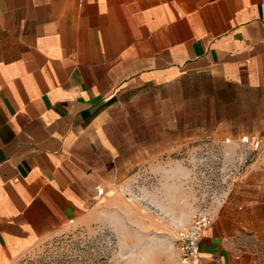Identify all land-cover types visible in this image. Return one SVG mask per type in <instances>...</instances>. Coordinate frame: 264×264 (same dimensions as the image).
<instances>
[{
    "label": "crops",
    "instance_id": "0c3cea01",
    "mask_svg": "<svg viewBox=\"0 0 264 264\" xmlns=\"http://www.w3.org/2000/svg\"><path fill=\"white\" fill-rule=\"evenodd\" d=\"M250 101L264 104V0H0V264L110 225L138 175L179 174L198 106ZM260 203L214 205L206 264H264Z\"/></svg>",
    "mask_w": 264,
    "mask_h": 264
},
{
    "label": "rangeland",
    "instance_id": "374dc122",
    "mask_svg": "<svg viewBox=\"0 0 264 264\" xmlns=\"http://www.w3.org/2000/svg\"><path fill=\"white\" fill-rule=\"evenodd\" d=\"M198 108L197 127L182 129L197 139L182 146L179 174L171 167L143 172L133 181L135 191L113 211L110 225L70 227L15 264H177L179 233L188 218L204 211L212 217L214 205L235 193L241 203L263 206L264 104L250 101L243 112L230 108L214 114ZM158 183L166 190L140 189Z\"/></svg>",
    "mask_w": 264,
    "mask_h": 264
},
{
    "label": "built area",
    "instance_id": "2783aa9c",
    "mask_svg": "<svg viewBox=\"0 0 264 264\" xmlns=\"http://www.w3.org/2000/svg\"><path fill=\"white\" fill-rule=\"evenodd\" d=\"M98 195H105L98 188ZM213 219L207 211L201 212L179 233L178 259L180 264H206L202 256L201 243L205 232L212 226Z\"/></svg>",
    "mask_w": 264,
    "mask_h": 264
}]
</instances>
